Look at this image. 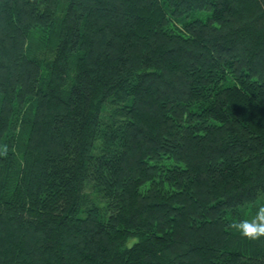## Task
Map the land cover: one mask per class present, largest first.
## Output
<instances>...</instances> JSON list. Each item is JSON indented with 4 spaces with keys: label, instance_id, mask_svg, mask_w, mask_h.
Returning <instances> with one entry per match:
<instances>
[{
    "label": "trees",
    "instance_id": "obj_1",
    "mask_svg": "<svg viewBox=\"0 0 264 264\" xmlns=\"http://www.w3.org/2000/svg\"><path fill=\"white\" fill-rule=\"evenodd\" d=\"M264 0H0V264H264Z\"/></svg>",
    "mask_w": 264,
    "mask_h": 264
},
{
    "label": "clouds",
    "instance_id": "obj_2",
    "mask_svg": "<svg viewBox=\"0 0 264 264\" xmlns=\"http://www.w3.org/2000/svg\"><path fill=\"white\" fill-rule=\"evenodd\" d=\"M230 228L244 240L258 241L264 238V205L259 206L250 219L233 223Z\"/></svg>",
    "mask_w": 264,
    "mask_h": 264
}]
</instances>
